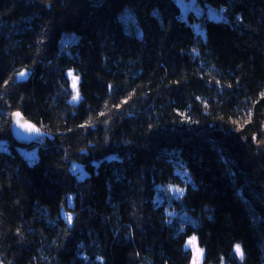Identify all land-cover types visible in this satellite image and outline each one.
I'll use <instances>...</instances> for the list:
<instances>
[{
  "label": "trees",
  "instance_id": "trees-1",
  "mask_svg": "<svg viewBox=\"0 0 264 264\" xmlns=\"http://www.w3.org/2000/svg\"><path fill=\"white\" fill-rule=\"evenodd\" d=\"M197 1L204 34L176 0H0L1 264H264V0Z\"/></svg>",
  "mask_w": 264,
  "mask_h": 264
},
{
  "label": "rangeland",
  "instance_id": "rangeland-1",
  "mask_svg": "<svg viewBox=\"0 0 264 264\" xmlns=\"http://www.w3.org/2000/svg\"><path fill=\"white\" fill-rule=\"evenodd\" d=\"M176 2L181 8L182 16L184 19L189 20V15L191 14H194L196 16L197 21H194L192 26L196 29L197 32H200L201 34L205 33L201 19L207 18L214 21H220L225 18L224 8L218 9L210 5L203 6L199 4L197 0H176ZM0 149H6V145L4 143H1ZM21 151L30 162H33L37 157L36 150L22 149ZM73 171L75 174H77L80 180L88 176L84 168L76 163L73 164ZM186 247L192 254L190 264H204V252L199 247L197 241L194 238L188 240Z\"/></svg>",
  "mask_w": 264,
  "mask_h": 264
},
{
  "label": "water",
  "instance_id": "water-1",
  "mask_svg": "<svg viewBox=\"0 0 264 264\" xmlns=\"http://www.w3.org/2000/svg\"><path fill=\"white\" fill-rule=\"evenodd\" d=\"M12 119V134L19 144L28 146L37 142L43 136V133L39 128L28 122L20 114H14Z\"/></svg>",
  "mask_w": 264,
  "mask_h": 264
},
{
  "label": "snow or ice",
  "instance_id": "snow-or-ice-1",
  "mask_svg": "<svg viewBox=\"0 0 264 264\" xmlns=\"http://www.w3.org/2000/svg\"><path fill=\"white\" fill-rule=\"evenodd\" d=\"M19 75L23 78L26 75V73L21 72ZM70 75H71V73H70ZM77 80H78V77L73 76V87L74 88L76 87V81ZM78 98H79V94L77 93V96L74 99H78ZM68 219L70 221L71 220V216H69ZM190 243H191V241H190ZM236 251L241 255V257L243 256V252L240 249L239 245L236 246Z\"/></svg>",
  "mask_w": 264,
  "mask_h": 264
}]
</instances>
